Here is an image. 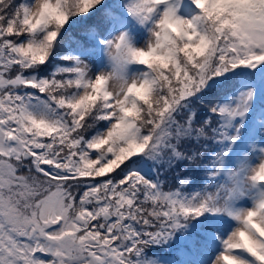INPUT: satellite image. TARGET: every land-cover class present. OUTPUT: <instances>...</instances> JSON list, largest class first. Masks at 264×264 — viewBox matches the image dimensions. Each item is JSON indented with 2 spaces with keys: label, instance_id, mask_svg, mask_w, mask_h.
I'll return each instance as SVG.
<instances>
[{
  "label": "snow or ice",
  "instance_id": "obj_1",
  "mask_svg": "<svg viewBox=\"0 0 264 264\" xmlns=\"http://www.w3.org/2000/svg\"><path fill=\"white\" fill-rule=\"evenodd\" d=\"M0 264H264V0H0Z\"/></svg>",
  "mask_w": 264,
  "mask_h": 264
},
{
  "label": "trees",
  "instance_id": "obj_2",
  "mask_svg": "<svg viewBox=\"0 0 264 264\" xmlns=\"http://www.w3.org/2000/svg\"><path fill=\"white\" fill-rule=\"evenodd\" d=\"M174 175V174H173ZM170 179H171V176H170ZM165 188H167V185H165Z\"/></svg>",
  "mask_w": 264,
  "mask_h": 264
}]
</instances>
